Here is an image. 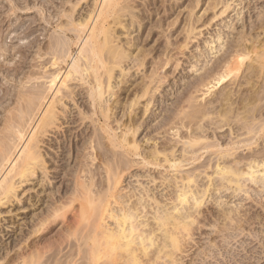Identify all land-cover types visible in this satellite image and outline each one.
<instances>
[{
  "label": "bare ground",
  "instance_id": "6f19581e",
  "mask_svg": "<svg viewBox=\"0 0 264 264\" xmlns=\"http://www.w3.org/2000/svg\"><path fill=\"white\" fill-rule=\"evenodd\" d=\"M63 1L37 69L20 49L4 67L0 264H249L227 246L264 231L241 210H264V0H239L233 17L235 0ZM215 24L187 61L202 71L167 90L174 54Z\"/></svg>",
  "mask_w": 264,
  "mask_h": 264
},
{
  "label": "rangeland",
  "instance_id": "374dc122",
  "mask_svg": "<svg viewBox=\"0 0 264 264\" xmlns=\"http://www.w3.org/2000/svg\"><path fill=\"white\" fill-rule=\"evenodd\" d=\"M61 1H63V0H27V3H26V2H24V0H0V21H2L1 22V30H2V32H1L0 41H1L2 47L5 48L4 50H0V64H2V67H0V86L2 88L10 87L11 86L10 83H12V82L14 83V80H12L11 77L7 76L8 74L4 71V67L5 66H10V67L14 66L19 61V57H20V53L18 52L19 49L22 50V51H25L26 54H27V58L25 59V64H24L23 70H29L31 68L37 69V67H35L34 64H38V63H36V62H38L37 61V59H38L37 56L38 55H37V52H36L38 46L39 45L40 46L45 45L47 43V41H48V37L51 34L59 33V31L54 27L53 23H55V21L58 19V11H60L62 9ZM72 1L75 2V0H72ZM252 1H255V0H252ZM15 2H17L18 4L16 3L17 5H15ZM66 2H67V0H66ZM229 2H232V1L229 0ZM258 2H262V0H258ZM62 3L64 4L65 1H63ZM237 3H239V0H235L231 4V8L235 7V9L233 11H231V8L228 10L230 17L231 16L233 17L234 14L236 13V10H238L239 7H241V5L237 4ZM26 4H29L28 6L31 7V8L27 9L26 8V6H27ZM81 4L82 3H80L79 6H81ZM235 4H237V5H235ZM64 5H65V8H67V7H69L71 5V3L70 4L69 3H65ZM242 5H243V3H242ZM201 6L202 5H200V7ZM200 7L197 8V10H199V12H198L199 14H201L203 12V9H204L205 5H203L201 9H200ZM84 8H85V5H83V8L81 9L82 10L81 12H84L83 11ZM182 10H183V8H182ZM245 10H246V7L244 9H242V11H245ZM184 11H185V9L183 10V12L181 13L179 18H181V19L184 18L183 14H186ZM29 16H33V17H36V18H35V20L32 21ZM227 20H229V18H227ZM48 21H50V22H48ZM51 21L52 22L54 21V22L52 24H50ZM218 23H219V21H218ZM183 24L184 23L181 24L180 30L182 29V25ZM218 27H219V25L215 24L213 26H210L208 29H206L205 26L197 28V30H201L202 29L203 33H201V35H196V38H193L191 40V43L189 44L188 48L185 49L186 53L182 54V55L181 54H174V56H177L178 59H179V61H178L179 65L175 68L176 61L171 60L169 62V64H167V66L165 67V69H164V70H166L165 75L167 76L166 77V80H167L166 85H167L168 82L170 84H172L174 80L176 81V79L179 80L177 82L178 84H183L184 83L183 81H185L187 79V77H192L193 75H195V74L199 73L200 71H202V69L200 68V69L197 70L198 72H196L194 69H192L190 67V63L187 62L189 60V56H191L189 54H192L195 51L197 53V51L199 50L200 47H202L204 49L205 48L204 45H207L205 43V40L211 39L213 37V35H215ZM117 29H119V26H118V28H117V26H115V30H117ZM224 29H226V28H224ZM135 33L136 32H133L130 36L132 37ZM121 36L126 37L125 34H122ZM260 36H263V33ZM198 38H200V39H198ZM168 40H170V41L172 40V42H173L175 40V37L174 36H170V38H168ZM215 43L216 42H214L213 44L209 43V45H215ZM155 44H156L155 42L150 41L148 46H153ZM74 51H75V49H74ZM213 51L214 50H212V51L210 50L209 51L206 59H208V60L210 59L211 60V58H212V60H213L215 58L217 53L215 54ZM213 55H215V56H213ZM153 59L156 60V59H158V57H155V58L153 57ZM210 60H209V62L211 63ZM150 61H152V57L150 58ZM199 64L200 63H198L197 67H200ZM1 68H2V70H1ZM143 71H142V74H143ZM193 71H195V73ZM140 75H141V71L136 75V77H138ZM19 76H21V75H19ZM139 80L140 79H138V81ZM170 84L165 87L167 90L170 89V87H171ZM1 87H0V95L2 93V91H1L2 88ZM181 88H182V86H181ZM168 97H170V95H168ZM166 102L169 103L170 99H168ZM154 108H156V106H154ZM158 110L159 109H157V111ZM121 113H122V111H121ZM141 119L142 118H140V120ZM149 120L150 119L148 118L146 121L148 122ZM142 129H143V127L140 128V130L138 132L140 135L137 133V135H139L140 139L143 138V136H144V134L146 132L144 130L141 133ZM218 134H220V133H218ZM150 142H152V141H149V143ZM134 179L135 178H133V177L132 178H128L123 184L127 183L128 180L135 184L136 182L134 181ZM55 182L56 181L53 180V183H55ZM38 187L39 186H37L36 188H38ZM263 199L264 198L262 197V200ZM247 200H243V202H242V203H245L244 208L247 206V208L252 207L253 209L252 208L251 209H241L242 212L244 210H245L244 212H246L248 214L249 213H253V212H259L261 215L263 214V217H264V210H262L260 207L258 208V206L257 207L256 206L255 207L252 206L253 202L250 201V200H248V201ZM203 209H204V214L205 215L206 214L208 215V210L213 211V212H217V213L219 211V209H216L215 206L213 204H211L210 202L209 203L207 202ZM263 220H264V218H263ZM211 222H212V220L210 221V223ZM211 224H213V223H211ZM58 226L56 227V229L58 228ZM210 226L211 225H208V224L205 225V226L202 225L201 230H202L203 234H201V235H203V236L199 235V231H201V230H199L194 235V237L197 240L201 239L199 242H206L207 239L203 240V238L207 236L208 232H211V234H212L213 227H210ZM252 226L259 227V225L257 223L253 224ZM241 235L238 236V238H236L235 240H237V239L240 240V238H241L240 241L244 240L245 244H243V245H244L245 249H243L241 246H239L240 245V241H238V243H237V241H235V240H231V243H230L231 245H228L227 247L231 248L232 252H235V253L238 252L239 256L236 253L235 257L237 259L241 258V260L243 262H246V263H249V264H251V263L252 264H264V256H263L264 255L263 254L264 253L263 252L264 251V246H261V242H264V231L261 233L262 241L260 240V242L258 241V239L252 238L251 235L246 234V232H244V234H241ZM244 237H246V238H244ZM232 245H233V248L231 247ZM195 248H196V245L192 247V249L189 251V253H192ZM247 249H248V251H247ZM250 250H251L252 253H254V252L255 253L254 254L250 253ZM250 254H252V257L250 256L251 260H250V258L247 259V255L249 256ZM219 256L218 255L216 256L217 259L216 258H214V259L213 258L212 259L208 258L207 260L211 261L212 264H224L227 261H228V264L233 263V259H231L229 261V259L233 255L228 256V255H226V253H224V256H222L221 254ZM253 257L256 258V259H254ZM187 259H190V256L189 257L187 256L186 258L184 257L183 258L184 262H187L188 261Z\"/></svg>",
  "mask_w": 264,
  "mask_h": 264
}]
</instances>
